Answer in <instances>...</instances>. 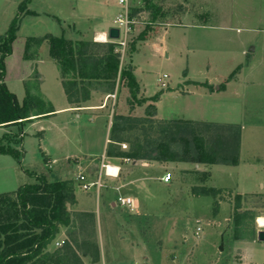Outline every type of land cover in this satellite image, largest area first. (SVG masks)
<instances>
[{"label":"rangeland","instance_id":"obj_1","mask_svg":"<svg viewBox=\"0 0 264 264\" xmlns=\"http://www.w3.org/2000/svg\"><path fill=\"white\" fill-rule=\"evenodd\" d=\"M22 1L0 0V34L8 29L11 20L17 16L20 22L17 38L20 41L51 32L71 41L73 45L77 41H89L92 50L99 55L106 52L108 43L114 44L115 51L118 48L116 40L109 38L107 27L110 24L113 27L120 13L117 0H30L27 7L36 12L34 15L20 14L22 11L18 8ZM131 8L136 23L132 24L126 48L120 53L119 67L120 70L131 69L138 90L133 97L128 79L120 73L114 84L103 79L92 80L91 84L82 81L86 87L90 86V90L93 87L101 91L102 95L103 91L117 89L116 98H111L107 104L109 120L106 117V122L105 118L98 116L91 129L86 131L87 138L94 142L101 141L107 127L110 129L112 113H120L139 119L130 121L128 129L121 132L122 137L129 141L138 139L140 142L154 139L159 131L158 122L153 121L159 119H155L154 113L146 116L147 107L152 111L154 102L144 96V85L147 96L158 95V110L163 117L189 118L199 123L236 122L219 123L239 127L240 124L244 125L240 152L242 162L238 167L214 165L211 169L212 178L207 162L201 171H195V167H176L171 180L172 192L168 189L163 194L161 184L151 179L148 185L150 193H140L138 197L143 203L137 207L136 202L130 207H114L110 204L117 202L119 196L133 199L137 197L136 191L120 193L118 188L113 189V184L111 190L114 192H111V183L105 182L108 184L103 193L107 197L105 206L103 190L97 195L95 189L83 191L79 188L77 196L80 204L91 209L93 215L90 218L85 213L70 210L71 224L66 229L67 236H59L60 245L54 241L51 250L59 248L60 256H68L64 264H264V241H240L232 237L233 204L237 194L241 196V207L252 209L257 214L258 217L254 219L256 232L264 229L259 226L260 217H264V34L260 31L235 30L243 27L241 23L246 20L241 16L245 13L249 14L247 22L251 26L264 28V0H250L248 3L238 0H134ZM75 28L78 32H89V35L82 33L84 39H74L77 37ZM70 32L73 37H69ZM99 33L103 34L104 40H98ZM242 37L250 43L246 48L247 53H250L253 45L257 47L250 53V66L240 75L242 86L232 87L229 94L213 97H207L200 88L190 94L180 93L182 89L179 93L175 90L179 89L178 83L188 79L218 84L238 64L246 63L248 58L245 55L236 58L242 43L239 39ZM26 54V59L32 65V72L28 76L31 80L25 84V89L30 91L39 82L38 71L33 65L38 64L39 60L53 61L57 67L58 63L49 54L45 42L39 46L31 43ZM55 65H51L53 70H57ZM58 70L60 73L59 67ZM164 74L167 77H163ZM69 76L72 78L74 74L69 73ZM54 80L48 74L45 91L51 93L55 104H58L60 97ZM162 81L165 82L164 86ZM211 88L214 89V85ZM60 89L59 85V92H63ZM34 93H30L34 98L28 97L31 103L40 100V97L45 99L39 89H35ZM120 99L125 101V108L118 107ZM136 106L137 111L133 110ZM204 131L207 138L215 134V129ZM186 141L177 131L171 147L184 151L187 149ZM129 143H126L127 149ZM25 149L27 155L23 165L37 175H44L49 181L54 178L61 180L54 166L41 168L43 163L36 141L27 143ZM49 150L57 158V148L50 147ZM151 173L155 176V168ZM26 176L17 185L33 181L27 173ZM68 176L74 177L72 182H77L73 172ZM236 183L239 191L254 192L235 193L236 189L228 186ZM204 185L221 186L218 197L196 196L192 193L193 186ZM214 202L219 204L216 215L212 214ZM197 226L201 228L198 233ZM68 246L73 251H67ZM95 255L96 261L92 262ZM144 256L149 257L148 262H145Z\"/></svg>","mask_w":264,"mask_h":264},{"label":"trees","instance_id":"obj_2","mask_svg":"<svg viewBox=\"0 0 264 264\" xmlns=\"http://www.w3.org/2000/svg\"><path fill=\"white\" fill-rule=\"evenodd\" d=\"M28 2L29 0H23L19 4V11L24 14H36L32 10L26 9ZM18 29L19 18L16 16L11 20L8 29L0 34V125L25 121L30 117L29 110L34 107L39 110L44 108V104L39 100L31 103L28 98H25L20 105L15 94L9 91L3 81L5 58L12 52V43L17 37ZM43 42L48 44L49 54L58 63L61 84L70 103L86 97L83 92L85 85L82 84V81L90 83L92 80L103 79L105 82L111 81L114 84L115 78L120 74L128 79V86L133 97L136 94L138 84L134 75L130 68L120 70V53L115 51L113 43H108L106 52L99 55L92 50V44L89 41H77L73 45L64 37L46 33L42 37H28L25 40L24 57H28L26 52L30 50L31 43L39 46ZM69 73L74 76L71 78ZM30 96L27 97L31 98L32 96ZM149 99L156 101L158 95L151 96ZM151 108H153L152 111L147 107L146 116L155 112V107L151 106ZM52 111L53 109H49L40 113ZM131 120L139 121L135 117L112 114L111 142L106 148L107 156L159 162L189 161L225 165L238 163L240 127L237 125L199 123L189 119L154 120L153 122H158L159 131L154 139H144L143 142L138 139L134 141L125 139L130 142L129 148L120 151L115 145L123 141L122 138H119V134L128 129ZM210 128L215 129V134L207 138L203 132H205L204 130L209 132ZM177 131L182 134V138L187 139L184 142L187 149L185 148L184 151L171 147ZM0 153L9 154L19 162V153L13 148L4 146L1 140ZM47 159L43 158L44 162ZM220 192L221 189L210 186L192 187V193L196 196L218 197ZM75 202L71 184L58 178L49 181L41 174L35 176L34 183H26L14 191L0 193V264H64L68 256H60L59 248L51 250V245L56 241L61 228L68 229L70 227L68 205ZM218 210L219 204L214 202L212 214L216 215ZM87 215L91 218V214ZM256 216L254 210L241 207L240 194L234 196L232 213V237L234 240L255 239L257 232L254 227V219L256 220L258 217ZM67 248V251H73L71 247ZM95 250L97 251L96 248ZM96 258L95 255L92 262H95Z\"/></svg>","mask_w":264,"mask_h":264},{"label":"crops","instance_id":"obj_3","mask_svg":"<svg viewBox=\"0 0 264 264\" xmlns=\"http://www.w3.org/2000/svg\"><path fill=\"white\" fill-rule=\"evenodd\" d=\"M249 1L250 0H238V2H247V3ZM26 9L31 10L28 7H26ZM20 14H24V12H20ZM55 17L59 19L57 16ZM241 18L246 21L243 24L241 23L243 27L241 28L237 27L235 29L236 32H241V30H244L246 32L259 33L260 31L264 34V28L263 29L254 28L255 26L253 27L247 22V19H249L248 13H245V15L241 16ZM63 24L66 23L64 22ZM111 26L112 25L110 24L107 27L110 28ZM19 28H20V22H19ZM75 30L77 31L76 34L77 37H73V34L71 32H70L71 35L69 37H73L74 39L77 40L82 39L84 36H82L81 34L84 32L83 31L81 32L80 30H79L80 32H78V29L76 28ZM46 33H51V32H46ZM88 33L89 32H85L84 34L88 36L89 35ZM44 34L37 37H42L44 36ZM244 38L245 37L239 39L242 42L240 47L241 53L239 52L236 58L238 57L241 58L242 55H245V58L248 59L246 63H240L237 65V67L231 72L233 74L230 78H228V76L231 73L223 81H220L218 84L210 83L206 81L202 82V81H195L188 79L178 83V85H180L178 87L179 89H175V90H177L179 93L180 92L179 90L182 89V92L180 93L190 94L193 92L194 89L200 88L207 97H213L214 95H219V94L220 95L229 94L232 87L235 86L239 87L238 85L242 86L241 83L242 79L240 78V75L242 71L251 64L249 57L250 53L252 54L257 49L256 45H253V47L249 50L250 53H247L246 48H248L250 43L249 40H244ZM25 40L22 39V41H20L16 37L15 40L13 41L12 52L5 58V75L3 77V81L5 82L9 91L15 94L17 102L20 105L23 103V100L25 98H28L27 97L28 95H31L30 94L31 92L34 93L35 89H39V92L43 94L46 100L42 97L39 98L40 99L39 101L44 104L43 105L44 108L39 110L38 108L34 107V109L29 110L28 113L30 114V117H28L29 119L9 125H0V140L2 141V144L6 147H10L16 150L19 153V162H20L19 163L17 159H15L13 156L9 154L0 153V193L11 192L15 188L17 189L20 186L17 185L18 182H23L22 180H25V178L27 177L26 173L27 175H30L29 178L33 179V181L30 183L35 182V176L37 175L35 174V171L28 169V167H26L22 163L24 162L25 156L27 155L25 146H27V143L32 144L35 141L37 142L39 152L41 153V158L43 163L41 168L43 169L44 167L54 166L56 170L55 172L56 175L59 176L61 180L69 181L68 183L72 184L71 186L73 188L76 202L74 204L68 205V210L69 211L73 210L85 214H92V210L84 208L79 202L77 196V189H79L80 187L78 185L77 178L79 174H83L87 178V180H93L95 178V175L100 170L102 171L101 162L104 163L109 162L108 163L109 165L112 166L115 165L114 166L115 168L118 167L119 169L118 174L117 175L102 174L103 186L99 187L98 190L95 187H91L89 190H83V189L82 190L91 191L92 189H95L97 195L100 194L101 190H103L102 197L104 203L107 198L105 194H103L106 192V190L104 191V188L108 185V184L106 185L105 182L111 183V185L109 186L110 190L112 185L114 184L115 187L113 189L115 190L116 188H118V192L120 193L122 191H127V190H132L133 192L136 191L137 197L135 196L133 199L131 197L132 204L135 205L136 202V207L142 205L143 203L142 199L138 197L140 196V193L145 192L146 195L150 193V188L148 187V185L151 184L150 182L151 179L153 181L155 179V181L157 180L158 183L161 184L160 188L162 189L164 194L168 191V189L171 192L173 190V188H171L172 186L171 180L173 177V169L175 170L176 167H178L179 169L181 168L190 169L191 167H195L194 169L195 171H201V167H203L204 169L205 162H198V163H193L189 161L159 162L156 160H148V159H133V158L129 159V158H122L117 156H107L106 148L108 143L111 142L109 127H107V130L103 135V137L101 138V141L99 139L96 140L97 142L96 141L94 142L93 139H88L86 136V131L91 129L92 125H94L95 120L98 116L105 118L106 122L107 120H109L110 115L106 112L107 104L111 98L114 99L116 98L117 89L115 91L114 90L103 91L104 93L102 95L101 91L100 92L96 91V89H94L93 87H91L92 89L90 90V86L88 88L85 85V89L83 90V92L86 97L84 99L81 98L77 102L70 103L67 100L66 95L64 93L57 64L55 65V63L50 60L47 61L39 60L38 64L33 65L34 67H36L38 71L37 79L39 82L37 84H34L35 89H31L32 91L31 90L27 91L25 89V84L26 82L31 80V78H29L28 76L32 72V65H31V61L27 60L24 57ZM16 45L19 46L17 47ZM262 47L264 48L263 45ZM51 65L52 67H54L55 65L57 70H53L54 68H52ZM48 74L51 75L52 79L55 78L54 80L56 84L55 89H57L60 97V102L58 104H55V101L51 93H47L45 91V82H47ZM137 79L139 78L137 77ZM59 85L62 88V90L60 89V91L63 92H59L58 90ZM213 85H214V89L211 88ZM167 90H169V92L173 91L172 89H167ZM142 92L144 93V96L146 98L151 97L145 94L144 85ZM35 94L36 93H34L33 95ZM33 95L31 96L33 97ZM63 95L65 96L66 99H64ZM124 102L125 101H123V99H120L118 107L125 108L126 105ZM153 102L155 107V112H154L155 119H159V120H170L175 118L189 119V118H180V117H163L161 116L158 110V104H157L158 101H153ZM49 106H51V108H49ZM49 109H53V111L49 113H40ZM137 109L138 107L136 106L135 109L133 110L137 111ZM106 117H108L107 120ZM58 119L60 121L57 123ZM189 120H193V119H189ZM193 121H197V120H193ZM219 122L236 123V122H226V121H219ZM244 129H245L244 125L240 124V145H239L238 163L236 165H228L229 167L231 166L238 167L239 164L242 162L240 152H241V144H242ZM119 138L120 139L122 138L123 141L117 143L118 145L117 144L115 145L116 148H118V150L120 151L127 150V144H126L127 141H125V138L122 137L121 133L119 134ZM52 140H55V142H53ZM122 144H124L125 146H122ZM50 147L57 148L58 151L57 158L50 153L49 150ZM43 158H48V159L46 162H44ZM256 160H259V158H256ZM206 164L209 165L208 168L210 172L209 171L208 172L210 173V177L212 176L211 169L213 168L214 165L216 166L223 165V164H215V163H206ZM154 168H155V176H152L153 173H151V171H153ZM31 172L33 173V175H31L32 174ZM70 172L74 173L75 180H77V182L75 183L72 182V179H74V177L72 178L68 176ZM166 172H169L171 174V179L168 182H165L161 179V177ZM26 183L29 182H24L23 184ZM210 187L219 188L221 186L210 185ZM228 187L234 190L236 189L235 193L239 192L243 194V193L254 192V191H243V190L239 191L240 189L238 183ZM111 192L114 191L111 190ZM110 204L114 207H116L117 205L116 203L113 202H110ZM66 229H67L66 227L61 228L60 234L57 236V238L61 235H64V237H66L67 236ZM57 238L56 241H58ZM256 240L257 239H253L250 241H256ZM148 258L149 257L144 256L145 262H148Z\"/></svg>","mask_w":264,"mask_h":264},{"label":"built area","instance_id":"obj_4","mask_svg":"<svg viewBox=\"0 0 264 264\" xmlns=\"http://www.w3.org/2000/svg\"><path fill=\"white\" fill-rule=\"evenodd\" d=\"M134 0H117L118 5L120 6V13L117 15L114 20L113 27H116L119 31V36L116 38V43L118 48L117 52L123 53L124 49L127 45L128 37L132 31V24L136 23L135 16L132 14V3ZM166 77V74L163 75ZM162 85H165V82L162 81ZM122 146H125L122 144ZM108 163L101 162V169L93 180H87V178L83 174L78 175V185L83 190H88L91 187H95L97 190L99 187L103 186V178L102 174L107 175V167ZM161 179L165 182H168L171 179V174L166 172ZM119 206H132V199L129 196H119L117 202H115ZM200 226H197L196 231H200ZM57 245H60L58 241H56Z\"/></svg>","mask_w":264,"mask_h":264},{"label":"water","instance_id":"obj_5","mask_svg":"<svg viewBox=\"0 0 264 264\" xmlns=\"http://www.w3.org/2000/svg\"><path fill=\"white\" fill-rule=\"evenodd\" d=\"M108 36L111 39H116L119 36V31L116 27H110L108 29ZM256 239L259 241H264V229H260L256 233ZM220 249H222V246H220Z\"/></svg>","mask_w":264,"mask_h":264},{"label":"bare ground","instance_id":"obj_6","mask_svg":"<svg viewBox=\"0 0 264 264\" xmlns=\"http://www.w3.org/2000/svg\"><path fill=\"white\" fill-rule=\"evenodd\" d=\"M98 40H104V36H103V34H99ZM114 166H115V165L112 166V165H109V164H108V166H107V167H108V168H107L108 171H107V173H106L107 175H109V174H110V175H112V174L117 175V174H118V170H119V169H118L117 166H116L117 168H115ZM115 173H116V174H115ZM259 226L264 227V217H260V219H259Z\"/></svg>","mask_w":264,"mask_h":264}]
</instances>
